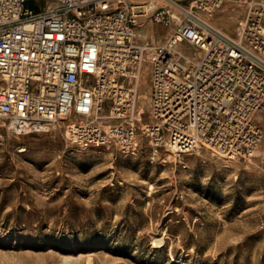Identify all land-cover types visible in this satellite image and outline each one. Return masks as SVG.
<instances>
[{
  "label": "built area",
  "instance_id": "built-area-1",
  "mask_svg": "<svg viewBox=\"0 0 264 264\" xmlns=\"http://www.w3.org/2000/svg\"><path fill=\"white\" fill-rule=\"evenodd\" d=\"M0 0V121L80 149L252 158L264 129V0ZM244 8L235 34L214 23ZM164 28L162 38L145 31ZM187 44L195 56L180 48ZM146 63L150 96L143 122Z\"/></svg>",
  "mask_w": 264,
  "mask_h": 264
},
{
  "label": "rangeland",
  "instance_id": "rangeland-1",
  "mask_svg": "<svg viewBox=\"0 0 264 264\" xmlns=\"http://www.w3.org/2000/svg\"><path fill=\"white\" fill-rule=\"evenodd\" d=\"M232 6L214 17L229 34L244 14ZM171 151L145 139L136 156L83 150L63 128L16 138L0 121V264H264V138L250 159Z\"/></svg>",
  "mask_w": 264,
  "mask_h": 264
},
{
  "label": "bare ground",
  "instance_id": "bare-ground-1",
  "mask_svg": "<svg viewBox=\"0 0 264 264\" xmlns=\"http://www.w3.org/2000/svg\"><path fill=\"white\" fill-rule=\"evenodd\" d=\"M146 94H148V92H143V96L145 97L146 96ZM147 97H148V95H147ZM16 138H18L17 136H16ZM23 148V147H22ZM20 152V151H19ZM173 153V151H171V154ZM174 154V153H173ZM159 243H162V240H159L158 241ZM64 262L67 264V263H70V262H72V258L71 257H65L64 258Z\"/></svg>",
  "mask_w": 264,
  "mask_h": 264
},
{
  "label": "crops",
  "instance_id": "crops-1",
  "mask_svg": "<svg viewBox=\"0 0 264 264\" xmlns=\"http://www.w3.org/2000/svg\"><path fill=\"white\" fill-rule=\"evenodd\" d=\"M229 7H230V8H233V6H232L231 4H227V5H225V6L223 7L222 11L219 10L217 13H222V12L224 13V11H226L227 9H229ZM218 19H219V18H217V21H218ZM220 25H221V24H220ZM261 123H262V122H261ZM263 124H264V121H263Z\"/></svg>",
  "mask_w": 264,
  "mask_h": 264
}]
</instances>
